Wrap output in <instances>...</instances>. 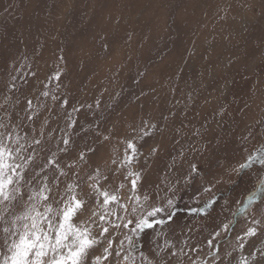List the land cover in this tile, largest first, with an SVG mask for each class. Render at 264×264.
<instances>
[{
  "label": "rangeland",
  "instance_id": "374dc122",
  "mask_svg": "<svg viewBox=\"0 0 264 264\" xmlns=\"http://www.w3.org/2000/svg\"><path fill=\"white\" fill-rule=\"evenodd\" d=\"M0 124L20 138L22 177L16 200L0 198V264L29 222L16 216L50 206L53 227L38 223L54 243L72 195L85 201L72 223L97 240L85 264L129 251L136 264H264V0H0ZM129 138L136 193L120 164ZM96 184L119 201L101 207ZM134 205L136 219L165 210L134 233Z\"/></svg>",
  "mask_w": 264,
  "mask_h": 264
},
{
  "label": "snow or ice",
  "instance_id": "6c2138e0",
  "mask_svg": "<svg viewBox=\"0 0 264 264\" xmlns=\"http://www.w3.org/2000/svg\"><path fill=\"white\" fill-rule=\"evenodd\" d=\"M107 47V45H105ZM60 73L57 72L55 74V78L59 79ZM14 87V85H13ZM45 96L48 95L47 92L44 93ZM56 99V97H53ZM64 104H67V99L63 101ZM28 105L31 106V100L28 101ZM75 110V109H74ZM75 122H73L74 124ZM71 126V125H70ZM0 128H4V132H0V198L3 201H11L16 200L17 197L15 193L19 191L18 188H12L11 191L10 186L14 183H18V179L22 178L18 169L21 168L20 164H15L10 161H14L16 154H18L21 149L19 147H13V145L19 143V137L14 136L11 131H7L6 124H0ZM147 135V133H144ZM104 139H108V137H104ZM135 138H129L126 140V149L124 159L120 161V164L126 165L129 167L128 177L130 179V190L133 193L138 191V181L141 179L140 174L136 172H132L130 170V166L138 153V147L134 142ZM35 144H40L41 141L34 140ZM63 143L67 145L69 143L68 139H64ZM61 151H67V149H61ZM90 152H95V149H89ZM84 153H80V158H84ZM27 159H31L28 157ZM249 160L253 159L252 157L248 158ZM256 160L259 161L260 164L264 165V151H261L255 157ZM113 164H116L117 161L113 160ZM49 165H53L54 167H59L57 161L55 159H50L47 162ZM47 166V165H46ZM193 170H195V165L192 166ZM249 167L247 163L242 164L241 168ZM119 171V168L116 169ZM64 175L65 173H61ZM97 175L99 173L97 172ZM14 176L17 177L14 180ZM107 179V177H105ZM69 187H72L69 185ZM121 188L124 187L123 184L120 185ZM94 188L98 191V195L102 197V205L101 207H106L112 203L118 202L119 197L113 192L100 189L99 184L94 185ZM208 191L209 189H205ZM44 192H49L50 189L45 186L43 189ZM258 192H264V181L261 182L260 187L257 190ZM255 195V193H253ZM43 199L47 201L49 199L48 196H43ZM136 201V205H139L140 208H143V205L149 203L151 197L147 194L141 197L139 195H134L132 197ZM169 205H171V201H168ZM249 203L251 200L249 199ZM85 207V201L78 199L75 195L65 202L64 208L61 210L58 219V226L55 228L54 234V243L52 242V237H50L47 233L42 234V230L39 226V220L47 218L48 219V227H53L51 217H47V213L51 212V207H47L45 213L38 212L35 207H30L25 211L24 215L16 216L13 223L16 221H29L28 223L22 224V231L18 232V240L14 241L11 245L10 255L5 256L2 264H85V257L88 255L89 249H91L96 243L97 240L91 237V233L87 227L80 228L75 226L72 223V219L79 214V212L83 211ZM121 207L127 212V205H121ZM165 209L162 207L152 206L151 210H145L139 219L135 218V214L138 211L137 206H133L131 208V213L129 215L132 218L127 219V222L123 224V227L127 228L130 224H135V227L132 229L134 233L138 231H142L145 228H152L153 221L149 218L155 217L158 213L163 212ZM95 215V213H93ZM171 216H169V219ZM104 216H100V220H104ZM157 223H163V221H159ZM254 223H259L258 221H254ZM116 227H120V225H116ZM225 228L228 225L224 226ZM5 232L9 231V228H4ZM256 228H249L245 233L246 236H253L256 234ZM109 229L103 227L101 229L100 234L104 235L108 233ZM16 234V233H14ZM219 235V233H217ZM71 236V243H65V241L69 240ZM128 245L130 250H135V242L129 236L127 237ZM213 241L209 240L208 244L212 245ZM112 241H109V246H111ZM243 247V244H241ZM51 250L53 255L51 257L48 256V250ZM61 249H67L66 252H62ZM192 251H196V249H192ZM105 257L110 254L109 248L104 249ZM119 255V253H117ZM172 255H176V253H172ZM264 255V253H262ZM143 257V253H141ZM100 257H96V264H99ZM146 259V257H144ZM124 260L127 264H136V257L132 256L131 251L128 252L127 255L124 256ZM148 264H152L151 261ZM241 264H249L247 259H242Z\"/></svg>",
  "mask_w": 264,
  "mask_h": 264
}]
</instances>
